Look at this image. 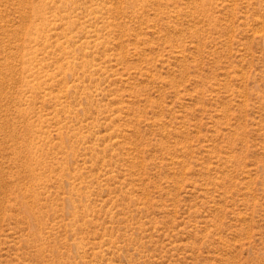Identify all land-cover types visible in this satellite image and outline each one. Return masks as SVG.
I'll list each match as a JSON object with an SVG mask.
<instances>
[{"label":"rangeland","instance_id":"rangeland-1","mask_svg":"<svg viewBox=\"0 0 264 264\" xmlns=\"http://www.w3.org/2000/svg\"><path fill=\"white\" fill-rule=\"evenodd\" d=\"M0 264H264V0H0Z\"/></svg>","mask_w":264,"mask_h":264}]
</instances>
